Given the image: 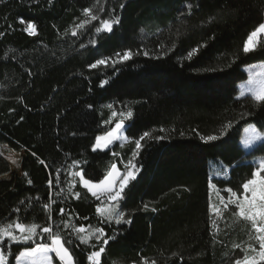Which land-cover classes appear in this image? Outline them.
Returning <instances> with one entry per match:
<instances>
[{"label":"trees","instance_id":"1","mask_svg":"<svg viewBox=\"0 0 264 264\" xmlns=\"http://www.w3.org/2000/svg\"><path fill=\"white\" fill-rule=\"evenodd\" d=\"M84 8L119 23L111 33L97 34L99 21H93L72 36ZM262 20L264 0H0V142L22 152L20 172L0 180V224L19 218L50 226L72 241L67 246L74 264H88L87 255L101 242L80 244L65 221L86 231L99 226L115 237L104 246L101 264H233L242 258L250 225L226 212L212 214L218 225L212 227L208 181L238 190L255 167L249 161L264 156V143L249 154L240 145L247 126L264 132V106L251 96L238 98L237 88L247 80L244 68L264 64V47L242 51ZM27 22L36 25V35L24 31ZM129 49L139 54L114 66L89 67ZM108 104L118 114L133 112L125 123L129 140L93 151L95 138L113 127L103 125ZM144 132L165 139L141 142L136 179L120 202L131 223L101 222L99 201L86 189L76 184L79 199L68 192V166L81 161L94 182L112 162L123 172L121 161L132 156L133 141ZM208 135L219 138L200 139ZM49 198L55 203L45 210ZM47 242L35 237L2 248L8 264H15L20 252Z\"/></svg>","mask_w":264,"mask_h":264},{"label":"snow or ice","instance_id":"2","mask_svg":"<svg viewBox=\"0 0 264 264\" xmlns=\"http://www.w3.org/2000/svg\"><path fill=\"white\" fill-rule=\"evenodd\" d=\"M49 2H51V0H49ZM123 6L124 5H121V7ZM83 15L85 19H82L71 29L72 36H77L78 30L85 29L86 25H90L93 21H99V25L94 28V31L97 34L104 32L111 33L113 31V26L119 23V18L101 19L100 16L94 14L92 8H84ZM20 23L24 24L25 21L21 19ZM24 31L29 35L34 36L37 34L36 25L32 22H27V27L24 28ZM262 34H264V20H262V22H260L258 26L247 35V38L242 45L243 53L249 54L256 51L258 47H264V44L259 40V37ZM0 35H2V33H0ZM90 43L95 44L96 40L93 39ZM81 47H83V45H81ZM196 51L197 49H193V52ZM193 52L188 54L189 59L192 57ZM137 54L139 53H133L130 49L123 53L117 52L115 54L116 59L110 57L98 59L95 63L90 64L89 67L95 69L101 65H107L109 60H112V65L114 66L116 63L132 59L133 56ZM143 54L147 56L148 52L145 51ZM261 67L264 68V65ZM256 76L262 78L257 79ZM106 83H108V81H102V84ZM244 87L245 86H241L238 98L250 94L251 99L257 106H264V71L253 75L251 69H249L247 93L244 90ZM106 107L112 109L113 105L108 104ZM111 115L115 117L117 113L112 111ZM119 115L121 116V119L113 128L106 131L103 136H97L95 138V143L92 146L93 151H96L97 149H108L114 141L121 138L119 133L124 128V121L127 118H131L133 112L129 109L127 112H121ZM110 122V120H106L105 124ZM229 127H231V122L224 125L225 129ZM160 131L164 132L165 129L161 128ZM245 133H251V139L244 140L245 147L249 146L252 141L264 143V132L258 131L255 126L249 125V127L245 129ZM181 135H183V133H181ZM146 138L155 139L157 141L165 139L164 136L153 137L150 132H144L138 139L133 141L135 147L132 150V156L127 162L121 161L124 165V171L121 172L120 169H118L117 164L112 162L103 175V178L99 179L98 182H94L91 178H86V173L79 167L81 161L73 160L72 164L68 166L69 176L71 177L68 181V192L76 199H79L80 193L73 192L76 184L79 183L83 188H86L92 197L97 201H100L96 206V213L101 218V222L111 223L114 221L118 225L122 223H131V220L126 218V213L121 210L120 202L124 198L125 189L128 187L129 183L136 179L138 168L134 161L139 154L140 149L143 147L141 142ZM218 138L219 137L215 135L200 137V139L205 142L215 141ZM123 139L129 140V137L125 136ZM33 155L36 154L33 153ZM112 155L113 157H117L119 156V153L113 152ZM13 162L15 163V161ZM39 162L44 164L43 160H40ZM253 163L255 164V167L250 173V178L244 180L238 190H234L232 187L221 189L217 187V184L212 182L211 178L208 181L209 220L212 227L214 229L218 227L217 219H214L212 214H214L216 218H221L226 212L237 220L247 222L250 225V233L248 237L249 242L246 244L245 248L241 249V251L244 252V255L242 258L235 259L233 264H262V262H264V156L260 157ZM73 168L78 170L71 171ZM58 172L59 170H57V173ZM24 175L27 176L28 174L24 173ZM27 182L29 184L32 183L30 179ZM55 182L56 184L60 183L59 174L56 175ZM48 186L49 188L53 186V180L51 178L48 180ZM61 191H63V189ZM213 192H215L218 201L215 204L212 200ZM57 195H59V193H57ZM37 199H39V197H37ZM53 203H55V201L49 198V202L43 206L44 209H51ZM148 209L149 205L144 204L143 210L147 211ZM151 210L153 212L157 211L156 208H152ZM16 211H19V209ZM59 211L63 214L65 209L61 208ZM51 218V215H49L48 219L51 220ZM84 219H87V217ZM64 227H70L82 245H87L93 236L97 241L101 242V246L98 250L91 251L87 255V260L90 264H101L100 258L101 254L105 252L104 246L109 243V240L115 239L114 236H107L104 229L99 226L93 227L88 225L87 227L90 228L91 231H87V233L85 226L81 225L77 227L69 221L64 222ZM38 228L40 229L39 232L37 231ZM17 231L19 232V235L16 234ZM35 237H40L50 242L38 243L36 247H30L25 251L20 252L19 256L16 257L17 260H21L25 257H32V264H37L35 257L39 253L42 264H53L54 260H58L59 264H74V253L67 246L70 245L72 241L70 239H64L60 232H54L50 226H40L36 223L25 224L19 218L11 222L0 224V242H28ZM5 238H7V241H5ZM233 247L241 248L239 244H235ZM249 251L253 253V255H249ZM51 254H54V256ZM0 264H8V256L6 255V249L4 248H0ZM141 264H149V261L143 259ZM151 264H156V261L152 260Z\"/></svg>","mask_w":264,"mask_h":264},{"label":"rangeland","instance_id":"3","mask_svg":"<svg viewBox=\"0 0 264 264\" xmlns=\"http://www.w3.org/2000/svg\"><path fill=\"white\" fill-rule=\"evenodd\" d=\"M259 39H263L264 40V34H262L259 37ZM114 59H116V58H114ZM109 62H110V64H112V60H110ZM262 65H264V64H262V63L255 64V65H251V66H248V67L243 69V71L247 75V80L244 81V82H241V83H239L237 85L238 91L241 90V86H245L244 90L247 93V82H248V79H249V69H251L253 75H255L257 73H260L261 71H264V68L261 67ZM256 78L257 79H261L262 77L256 76ZM246 96H250V94H246ZM241 98H243V97H241ZM107 110H108V113H107L108 117H107L106 120H110L111 122L108 123V124H105V122H104L103 125L104 126L112 125L114 127L115 124L121 119V116L117 113V115L115 117H113L111 115V113H112L111 109L107 108ZM128 119L129 118L125 119L124 128L119 133L121 138L119 140L114 141L113 144H111L108 149H105V150L97 149L96 151H106V150L111 149L114 145H118L119 147H124L126 145V143L128 142L127 140L123 139V137H125V135H124V130H125V127H126L125 123H126V121ZM248 127L249 126H247L246 128H248ZM245 129L242 132V136H243V140H242V144L243 145H242V147L246 151V152L244 151L245 154H249L258 145V143L256 141H252V143L249 146L245 147L244 140L245 139H251V133H245ZM121 145H123V146H121ZM21 158H22V152L21 153L15 152L12 149H10V147L8 145L3 144V143L0 142V180H7V179H9L11 177L12 174H18L20 172ZM259 158L260 157H254V158H252L249 161V163L254 164L253 162L257 161ZM13 161H15V163ZM123 167H124V165H123ZM76 170H78V169L73 168L71 171H76ZM216 175L218 176L219 174L216 173ZM70 179H71V177H70ZM77 180H78V178H77ZM84 189H86V188H84ZM87 192H88V190H87ZM212 200H213L214 204L218 202L217 198H216V195H215V192H213V194H212ZM99 203H100V201H99ZM86 233H87V231H86ZM16 234L19 235V232L17 231ZM92 238H95V237L93 236ZM5 241H7V238H5ZM3 243L4 242H0V248H2ZM19 243H24V242L23 241L7 242V244H19ZM248 254L249 255H253V253H251L250 251L248 252ZM35 259L37 261V264H42V261L40 260V254L39 253L35 257ZM32 260H27L26 258H23V259L19 260L18 264H32ZM56 263H57L56 260H54L53 264H56ZM88 264H90L89 261H88Z\"/></svg>","mask_w":264,"mask_h":264},{"label":"crops","instance_id":"4","mask_svg":"<svg viewBox=\"0 0 264 264\" xmlns=\"http://www.w3.org/2000/svg\"><path fill=\"white\" fill-rule=\"evenodd\" d=\"M242 140H243V136H242V139H241V142H240L241 147H242V145H243V144H242ZM256 142H257V141H256ZM257 143H260V142H257ZM242 149H243V151H245L243 147H242ZM245 152H246V151H245ZM245 152H244V153H245ZM51 255L54 256V254H51ZM18 256H19V255H18ZM25 258H26L27 260H32V259H33L32 257H25ZM18 262H19V260L16 259L15 264H18ZM56 262H57V264H59L58 260H56Z\"/></svg>","mask_w":264,"mask_h":264},{"label":"water","instance_id":"5","mask_svg":"<svg viewBox=\"0 0 264 264\" xmlns=\"http://www.w3.org/2000/svg\"><path fill=\"white\" fill-rule=\"evenodd\" d=\"M33 36V35H32Z\"/></svg>","mask_w":264,"mask_h":264}]
</instances>
